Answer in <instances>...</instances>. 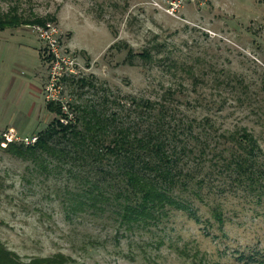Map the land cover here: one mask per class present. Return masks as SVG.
Returning <instances> with one entry per match:
<instances>
[{
    "label": "rangeland",
    "instance_id": "374dc122",
    "mask_svg": "<svg viewBox=\"0 0 264 264\" xmlns=\"http://www.w3.org/2000/svg\"><path fill=\"white\" fill-rule=\"evenodd\" d=\"M0 19L17 21L0 27V131L37 135L54 117L53 64L32 29L51 21L73 62L52 91L156 132L178 156L172 193L196 214L167 206L159 224L127 228L118 201H87L94 171L0 148L4 249L24 263L264 264V0H0Z\"/></svg>",
    "mask_w": 264,
    "mask_h": 264
},
{
    "label": "trees",
    "instance_id": "16d2710c",
    "mask_svg": "<svg viewBox=\"0 0 264 264\" xmlns=\"http://www.w3.org/2000/svg\"><path fill=\"white\" fill-rule=\"evenodd\" d=\"M46 22L37 19L33 21L38 24ZM15 23V20L0 19L1 28L14 26ZM69 108L75 113L73 119H69L60 101H48L46 109L54 117L37 134L38 140L34 145L12 142L6 147L0 145V148L11 154L27 153L37 160L56 158L75 167L86 168L88 173L94 171L104 174V177H96L93 173L95 178L91 180L86 177L88 187L85 189V197L92 206L111 200L118 201L122 207L121 222L127 228L132 229L135 226L133 223L137 227H146L153 222L159 224L162 217L167 215V206L183 210L189 216H196L188 201L172 193L171 187L177 182V174L170 163L176 161L178 156L157 140L156 132L147 129L140 136L128 127H116L112 124L114 118L111 115L94 107L87 109L70 104ZM63 118L68 119L67 123L62 122ZM100 181L108 186H116L114 196L110 197L100 190ZM87 201L77 199L76 202L85 205ZM215 215L218 221H223L219 212ZM71 261L69 257L58 254L24 263L0 243V264H67Z\"/></svg>",
    "mask_w": 264,
    "mask_h": 264
},
{
    "label": "built area",
    "instance_id": "2783aa9c",
    "mask_svg": "<svg viewBox=\"0 0 264 264\" xmlns=\"http://www.w3.org/2000/svg\"><path fill=\"white\" fill-rule=\"evenodd\" d=\"M182 1H196V0H179L181 4ZM32 29L39 37L44 40L47 44L48 54L50 60L52 61L51 78L53 82L48 87V91L51 90L47 95L48 101H60L63 105V110L69 115V119H73L72 112L67 109V106L62 102V100L52 91H56L58 86V81L64 77L69 69L68 64H73L70 62L69 57L62 55L60 51V42L58 39V29L51 22L47 21L45 24H33ZM68 119H62V122L67 123ZM38 140V135H26L20 136L14 128H8L6 130L0 131V145L6 147L9 143L19 142L25 145H34Z\"/></svg>",
    "mask_w": 264,
    "mask_h": 264
}]
</instances>
